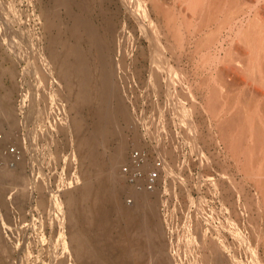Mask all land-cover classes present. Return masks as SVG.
<instances>
[{
    "label": "rangeland",
    "instance_id": "obj_1",
    "mask_svg": "<svg viewBox=\"0 0 264 264\" xmlns=\"http://www.w3.org/2000/svg\"><path fill=\"white\" fill-rule=\"evenodd\" d=\"M89 1L103 31L108 28L103 19L114 20L118 36L109 38L113 80L131 117L118 118L120 134L107 144L96 140L99 158L107 162L123 137L128 142L125 160L137 143L166 157L171 172L150 198H157L158 213L152 220L163 226L158 242L172 264H214L218 256L226 264H264V49L252 35L250 43L242 39L253 24L264 22V0ZM69 9H78L75 1L65 7L55 6L53 0H0V100L15 106L19 121L12 128L0 115V166L17 170V177L22 169L26 179H15L18 189L12 186L14 179L0 180V264H72L68 253L76 242H83L86 252L74 263L100 264L98 224L79 214L67 215V192L83 184L87 166L76 148L71 118H80L85 132H91L99 103L90 97L98 90L94 86L82 95L79 86L71 95L61 92L59 74L49 60L48 47L74 42L67 28L73 22ZM45 10L64 22L61 31L46 28ZM22 48L28 51L24 58ZM41 93H47L45 101L39 100ZM32 95L38 97L37 106H30ZM125 160L111 166L122 177L109 186V191L120 189L115 202L119 208L139 198L126 201L127 194L136 192L120 172ZM90 174L95 179L93 170ZM115 212L100 251L109 264H123L125 259L141 264L133 256L125 258L134 252V232L129 233Z\"/></svg>",
    "mask_w": 264,
    "mask_h": 264
},
{
    "label": "bare ground",
    "instance_id": "obj_2",
    "mask_svg": "<svg viewBox=\"0 0 264 264\" xmlns=\"http://www.w3.org/2000/svg\"><path fill=\"white\" fill-rule=\"evenodd\" d=\"M53 1H54L55 6H65V7L68 6L69 2L75 1L77 8H78L76 11L69 9V14H70V16H72L73 22L70 25H68L67 28L71 32L72 36L74 37V42L72 44H70L69 46L64 45L60 48H57L54 45H51L50 47H48L49 54H50V58L49 57L48 58L50 61H52L55 64L54 69H56L58 74H59V84L61 85L60 86L61 92L66 91L69 95H71V94L75 93L77 86H79V88H81L80 92L82 95V94H85L87 91H89V89L92 86H94V87H97L98 90L94 94H90L91 95L90 97L93 100L96 98L99 101V103H97V105L95 107L97 109V111H96L97 112L96 122L94 124V128L92 127L93 130L91 132H89V133L85 132V129H83V126H85V124L84 125L82 124L81 120H79L80 118L79 119L77 117L71 118L72 128L76 132V135L78 137L77 138L78 142H77L76 148L78 147V150H79L80 154L83 156L84 160L86 161L87 166H85V170L83 169L84 170L83 173L86 174L85 179H84L85 181H83V184L79 188L77 187L76 190L67 192V200H68V204H69L67 215L70 218H73L76 214H79V215H82L85 220L90 221V222L93 221V222H96L98 224L97 227H98V229L101 230V234H100L98 239H95V244L98 247L97 258H98V262L100 264H104V262H105V264H109V260L106 261L107 259H104V256L100 250L105 247L103 241H105V238L108 237V235H110L111 229L114 226V221L112 220V213L114 210L116 211L115 213L118 214L117 218H119L120 221L124 222L127 225V227H129V229H130L129 233L131 232V230L134 232V234H133V236L135 237V248L133 250L134 252H132V254L130 256L128 254H126L127 253L126 252L125 258L129 257V259H131L130 257L133 256L134 260L140 262L141 264H172L171 260L166 255L165 249H163L164 246H161L158 242V240L163 235V226H161V224L159 222H154L152 220V217L156 216L158 213L157 212V203H156L157 198L154 201L153 199L150 198L151 192L136 191V190L129 188L127 186L129 189H131V191H135L136 192L135 197L139 196V198H137V201L135 202V204H133L127 208H124V206L123 207L121 206L122 208L121 207L119 208L118 205L115 204V202H116L117 196H119V194H120V189L116 188L113 190L111 189L112 190V191L110 190L111 192L109 191V186H116L118 181L120 180V178H122L121 176H117L113 172L111 166L116 162L123 161V159L125 160V150H126V147L128 145L127 144L128 142L126 141V139H124V137H123L119 140L114 152L111 153L109 160L105 163L103 162L104 159L102 160L99 158L100 152H98L97 149H95L96 140H97V142L99 140L98 138H101V141L103 144H107L109 139L113 135H119L120 134V133L118 134V128L119 127H117L119 125L118 124V120H119L118 118L120 116H122L123 118L125 117L127 119L131 118L130 114L128 112V108H126L127 106H125L126 103L124 104V102H123L124 101L123 100L124 98H122L123 94L121 95V93L119 91L120 88L118 87V84H116L115 81L113 80L114 71H115L114 70L115 67H114L113 62L115 60H113V58H112V51H114V50H112L113 47L110 46L111 42H109L110 41L109 38L113 35V33L114 34L116 33V31H115L116 26H114V22H113L114 20L111 19L110 16H108L107 18L103 17L104 23H106L108 26V28L105 31H103L99 27V25L95 22V20L93 19L92 15H91V4L92 3L90 4V2H93V1H89V0H86L87 2L86 1L81 2L79 0H53ZM88 1H89V3H88ZM200 1H202V0H200ZM197 2H198V0H197ZM196 3L192 4L193 8L196 7ZM48 12H49L48 10H45V13H44L45 14L44 24H45L46 28L51 29L53 27L54 28L57 27L58 30H59V28L62 29L61 27L64 25V22L61 20L57 21L54 17L50 16V13H48ZM59 31H61V30H59ZM251 35L254 38L253 42L257 41L258 47L264 49V22L263 23L258 22V24L256 22V24H253L252 30L249 32L247 31L246 34L244 35V37H242V39L244 40L245 43L251 42L250 41ZM115 36H118V35L115 34ZM115 36H113V39ZM115 38H117V37H115ZM84 45H86V46H84ZM10 46H13V45H10ZM114 46H115V44H114ZM15 47H17V46L15 45L14 48ZM23 50L24 51L21 52L22 55L24 52L25 53L27 52V54H28V51H26V48ZM27 50H29V49H27ZM65 51H67L66 56L64 58H62L61 53L65 52ZM117 51H119V50H117ZM41 52H39V53H41ZM38 55H40V54H37L36 56H38ZM28 56H26V57H28ZM260 56H262V55H260ZM26 57H25V59L27 60ZM30 57H31V54H30ZM23 58H24V55H23ZM35 58L36 57H34V59ZM36 59H35V61H36ZM262 59L264 60V55H263ZM39 60H40V58H39ZM37 61H38V59H37ZM29 62H30V60H29ZM40 62H42L41 65L44 63L41 60H40ZM53 63H51V64H53ZM231 65H232L231 66L232 70L237 69L234 64H231ZM257 66H258V64H257ZM36 67H39V68H37L38 71L40 70V67L42 69V66H40V64H37ZM259 69L261 70L260 66H259ZM253 71L255 72L256 70L253 69ZM46 72H48V71L43 72L40 70V74H43V76L47 74ZM257 72H259L258 69H257ZM262 72H264V71H262ZM45 86L46 85H44V87ZM111 91H113V92H111ZM47 92H50V91H47ZM41 94H43V95H40L39 100L44 99V101H45L46 99L44 98V96H46L47 93L46 94L41 93ZM86 96H87V94H86ZM47 97H48V95L46 96V98ZM49 97H50V95H49ZM30 98H31L30 99L31 100L30 106L33 107V104H34V106H37L39 101L37 103L36 99H38V97L36 98L35 95H32ZM87 99H89V96ZM7 100L8 99H6V98L0 100V115L2 118H6V119L8 118V123L10 124V127L13 128V126L19 122L17 117H16V114H15L17 109H15V106L14 107L11 106V104L8 102L9 100L8 101ZM89 100H91V99H89ZM97 100H96V102H98ZM47 101H48V99H47ZM178 104H177V106H178ZM180 108H181V106H180ZM32 109L34 110L35 108H32ZM175 109H176V107H175ZM43 110L49 112L48 109H46V107ZM180 114H182V112ZM132 116H134V115L132 114ZM28 118H31V117H28ZM183 120L184 119L182 118V121ZM94 121H95V119H94ZM133 121H134V119H133ZM134 122H136V121H134ZM27 123L28 122L26 120V124ZM43 124H44V122H43ZM130 125H133V124H130ZM135 125H136V123H135ZM157 125H158V123H157ZM61 126H60V129L63 128ZM153 126H156V124ZM156 127H155V129H156ZM159 127H158V130L156 129L157 131H159ZM16 129H18L17 126H16ZM40 130H41V128H40ZM39 134L41 136V132ZM154 134L156 135V133H154ZM139 136H136V138L138 139ZM154 138H157V137L154 136ZM158 138L160 139V137H158ZM4 139H5V137H4ZM30 139H32V137ZM161 139H163V136L161 137ZM8 140H9V138H8ZM5 141H6V139H5ZM29 141H31V140H29ZM98 144H100V143H98ZM98 144L96 145L97 147H99ZM4 145H5V143H4ZM100 145L103 146L102 144H100ZM137 145H139V143H137ZM7 155H5V157ZM82 156H81V158H82ZM35 160L37 161V159H35ZM104 161H106V160H104ZM24 163H25V161H24ZM24 163L22 161V164H24ZM80 164H82V163H80ZM6 165L0 166V180H1V182L9 179V182L15 181L16 182L15 185H17V184L19 185V183H17V181L15 180L16 178L19 182L22 181L21 178H23V180H26L24 177H22V175H23L22 169H20V171L22 172L21 176L17 177L18 171L15 169H14L15 170L14 171L12 168H9L10 166L7 167ZM24 165H22V166H24ZM38 165L43 166V164H38ZM22 166H20V167L22 168ZM92 170H93V173H95L94 174L95 179L91 178L92 174H90V173H92ZM16 171H17V173H16ZM20 171H19V173H20ZM122 176H123V174H122ZM18 178H20L21 181ZM83 178L84 177H82V180H83ZM11 179H14V180L12 181ZM14 183L12 186H14V188L18 189V185H17V187H15ZM8 184H10V183H8ZM1 185L3 186V184H1ZM8 186H10L9 188L12 189L11 185H8ZM0 189H1V187H0ZM8 189H7V191L11 190V189H9V190ZM20 192H21L20 194H22V196H23L24 195L23 192H26V190L24 189L23 191H21V187H20ZM16 193H18V192H16ZM4 194H5V192H4ZM156 197H157V195H156ZM94 198H95V200H94ZM3 199H5V198H3ZM92 199L95 201V202L93 201L95 203V204L93 203V206L90 205ZM138 200L139 201L141 200V202L138 203L139 202ZM42 201L44 202V200H42ZM46 206H44V208ZM41 207H42V204H41ZM0 208H2V207H0ZM126 231H127V229H126ZM83 245H84L83 242H76L73 244L72 250H71L72 252L68 253V255L71 256L70 258L68 257L69 259H71V261L68 259L70 261V263L76 264V263H74V261L78 262L83 258V255L86 252L83 249ZM213 247L218 248V246H216V245L215 246L213 245ZM216 253H218V252H216ZM208 259H209V257H208ZM65 260H67V259H65ZM121 261L123 264H131L130 262H127V259L121 260ZM206 262L209 263L210 261H206ZM64 264H67V263H64ZM214 264H226V261L224 260V258H220L218 256L217 258H214Z\"/></svg>",
    "mask_w": 264,
    "mask_h": 264
},
{
    "label": "built area",
    "instance_id": "obj_3",
    "mask_svg": "<svg viewBox=\"0 0 264 264\" xmlns=\"http://www.w3.org/2000/svg\"><path fill=\"white\" fill-rule=\"evenodd\" d=\"M11 150H15L13 147ZM170 165L165 156L153 150L147 144L133 145L120 166L124 182L136 191L154 192L166 184ZM135 195H126L128 203L134 202Z\"/></svg>",
    "mask_w": 264,
    "mask_h": 264
}]
</instances>
